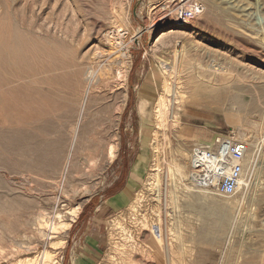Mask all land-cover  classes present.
I'll list each match as a JSON object with an SVG mask.
<instances>
[{"label": "rangeland", "instance_id": "374dc122", "mask_svg": "<svg viewBox=\"0 0 264 264\" xmlns=\"http://www.w3.org/2000/svg\"><path fill=\"white\" fill-rule=\"evenodd\" d=\"M29 2L37 11L36 26L39 30L43 27V33L50 31L49 43L68 64L53 71L64 78L55 84L57 97L45 98L42 112L34 103L37 94L33 90L17 89L32 76L13 83L0 78V130L16 129L40 118L61 122L63 110L71 105L79 109L89 83L86 118L97 125L87 133L91 141H83L74 149L65 178L61 170L48 177L43 172L25 170L15 161L7 162L6 158L15 160L16 155L6 153L0 139V264L29 257L41 260L45 251L55 253L56 261L62 262L69 236L87 204L95 197L108 196L118 187L114 184L125 180L135 165L140 166L141 173L133 201L105 217L101 229L104 242L96 264H168V260L171 264H264V0H14L19 10L14 11L16 16L29 14ZM181 6H199L200 10L183 25L176 14ZM183 45L176 80L182 94L189 95L192 85L205 83L212 90H222L224 97L186 105L177 96L171 103L172 110L158 123L155 110L167 75L163 62L169 58L163 50L167 47L174 51ZM108 56L110 60L120 58L121 76L108 86L100 74L87 82L83 69L95 62L96 67L98 61L106 63ZM78 67L81 73L76 74ZM98 73L102 74L101 69ZM62 83L70 84L72 90L61 91ZM119 83L126 86L117 106H123L126 92L128 100L107 134L113 144H118L116 156L110 160L109 149L101 151L105 139L101 120L113 103L109 94L118 89ZM141 98L148 103L146 120L138 110ZM77 112L64 128V158L72 145ZM230 130L246 139L248 146H257L254 163L244 170L247 185L236 194L226 195L192 183L190 157L194 147ZM143 142L149 146L146 160H142ZM182 151L187 155L182 156ZM176 165L183 168V178ZM21 176H26L25 182ZM194 196L205 198L196 201ZM216 199L225 205L237 204L238 213L233 211L232 218L238 223L232 235L228 236L230 222L224 233L217 235L218 243L211 244L201 237L213 217L196 207L205 209ZM188 203L194 204L192 209ZM42 214L41 232L38 221ZM158 220L166 231L173 228L177 236L172 240L169 231L170 241L160 251L148 244L149 224ZM71 221L64 236L66 243L55 246L53 242L62 237L52 226Z\"/></svg>", "mask_w": 264, "mask_h": 264}, {"label": "bare ground", "instance_id": "6f19581e", "mask_svg": "<svg viewBox=\"0 0 264 264\" xmlns=\"http://www.w3.org/2000/svg\"><path fill=\"white\" fill-rule=\"evenodd\" d=\"M7 1L4 0L0 5V78H1V80L5 79L9 83H13V82H18L24 78H28V77L32 76L33 78L28 83H22V85H18L17 89L33 90L34 93L37 94L36 98L34 99V103H36L38 110L40 112H42L44 109L42 103L45 101V98L57 97L55 84H58V82L63 80V78H64V77H60V76L53 74V71L60 68L59 66L64 68L65 66H67L65 64H68V61L66 63H64V61L62 59H60L59 55L57 54L56 48L53 47L51 45V43H49V41H50V35H49L50 33L49 32L50 31L45 30L49 34L47 32L43 33L42 32L43 27H39V28H42L41 30H39L38 27L36 26V24H37L36 23L37 22V19H36L37 11H35L34 8L32 7L33 2L32 3L29 2V4L27 3L28 8L30 7V9L27 10L30 15L29 14L27 15V11L25 9V12H26L25 14L27 16L26 17L23 16L24 18H21L22 16L21 17L16 16L17 12L19 11L17 9L18 4L15 6L14 0H10L8 2ZM15 7H17V8H15ZM14 11H17V12H15L16 14L14 13ZM112 14H113V11H112ZM22 15H23V12H22ZM111 30H113V29H111ZM116 30H118V29H116ZM114 38H116V37H114ZM105 39L107 41H111L109 39L108 35H105ZM118 49H119V47H118ZM117 51L118 50L116 49L115 52H117ZM122 51H123V49H122ZM184 51H185L184 45H183V47L181 46V48L180 47L175 48L174 51H170L169 48H167V47L164 48V50H163V52L166 53V55H169V58H168V60H166V62L164 61L165 63L163 62L164 69H165V72L167 75H165V77L162 75L164 77L163 93L159 97L158 105L156 106V110H155L156 115L158 117V123H161L163 121V119L166 118V114L168 113V110H170L171 107H173V105H171V103L173 100L176 102L177 96H179L180 101L186 105L194 104L195 102H197V100H203V101H209L210 100V101H212V100L224 97V93L222 90H216V91L214 89L212 90V87H209L205 83H199V85H195V84L192 85L191 91L189 92V95L185 96L182 94V93H184L181 90L183 88L179 87L180 83L179 82L177 83L176 80H178L177 70H178L179 64H181L180 62H181V58L183 56ZM102 53H103V51H102ZM100 55H101V53H100ZM100 55H98V57ZM116 55H118V54H116ZM95 57H96V55H95ZM100 57H102V56H100ZM103 58H99L100 61ZM105 58H107L106 55H105ZM108 58H109V56H108ZM95 60L98 61V59H95ZM105 61H107V62L105 63L102 61L99 63V61H98L96 67L94 65L96 63L95 62L94 64L87 65L85 70L83 69V74L86 76L85 79L87 82H89V81L91 82L92 80H94V78L97 75L99 77V74H100L101 75L100 78L104 82L103 84H105V86L106 85L108 86L114 80V78L117 77V75L121 76V73L123 71L121 70L120 66H118L119 63L121 62L120 58L118 60L117 59L110 60V58H109V60L105 59ZM99 69H101L102 74L101 73L97 74V71ZM75 71H76V74L81 73L80 67L76 68ZM42 74H46V75L43 76ZM173 78H175L174 81H173ZM63 84L64 83H62L61 91H64L63 89H66L68 92H70V90H72L70 88V84L65 83L67 87L65 86V84L64 85ZM115 84L116 83L112 84V88L114 86H116ZM90 85L91 84L89 83V86L87 85V87L85 88L84 96L81 100V104L79 105V109L76 110V107L74 105H71L67 109L63 110L62 114L60 115L61 122L56 123L52 119L40 118V119H37L35 121H32L31 123H26L22 127H19L16 129L0 130V139H1V144H2L3 150L6 153H12V154L16 155L15 160L6 158L7 162L9 160L15 161L17 166H19L25 170H28L32 173L43 172L48 177H52L55 173L58 172V170H61L60 173L63 174V177H64L67 174V172L69 171V165L68 164L70 163L74 149L76 148L77 145L80 146L79 144H81V142H83V141H91V140H88L90 134H87V133H91V130L93 129V127L97 125L96 122L93 123L88 118H86V113H87V109H88L87 104H88V99L90 97ZM125 86H126V84L124 85L123 83H119L118 89L115 91H112V94H109L112 97L113 103H111V105L107 111V114L101 120V133L103 135H105V139H104V142L102 144V150L101 151H102V153H104L105 148H108L110 160H113L115 158L116 153H117V149H118L117 148L118 144H113L112 140H110V138H108L107 134L111 133V129L113 127V124L117 121L116 118L118 117V120L120 119V116H121V114L124 110L125 104H126V100H128L127 99L128 93L126 92V94H125L126 99H125V102L123 101V106H119V105L117 106V104H116L117 99L124 94L123 89L125 88ZM62 93H64V92H62ZM110 109H112L113 111ZM138 110H139V113L141 115V118L143 120H146L147 119V113H148V103L143 98L139 99V101H138ZM76 111H78L77 112V119L74 122L73 127L71 126L72 127V142H71L72 145H71V148L69 150V154L64 158L61 155L62 149L64 147L65 139H66V132H65L64 128L68 124V118L72 117V115H74V113ZM116 111H117V114H116ZM170 123H169V126H170ZM170 128H171V126H170ZM54 132L58 133L54 137L43 138L40 136L41 133L42 134H44V133L49 134L50 133V135H51ZM145 138L146 137H143V139H145ZM115 143H117L116 140H115ZM88 145L91 147V143ZM148 147L149 146H147L146 142L142 143V160H146L149 157ZM256 154H257V146L254 145V148L249 146L248 151H247V155H246V159H245V163H244V166L246 167V171L249 170L250 167L252 166V163H254ZM181 155L186 156L187 154L182 151ZM262 163L264 164V154H263V162ZM176 168H177L176 171H177L178 175L181 178H183L185 176L183 168L180 167L179 165H176ZM140 170H141V168L138 165H135L133 167L131 174L129 176L127 189H126V191H124V194L120 197L118 203L130 204V202L133 201V196H132L133 189L135 188L136 183L138 182V178L140 176L139 174L141 173ZM22 175H24V174H22ZM21 177H22V181H24V179L26 178V176H21ZM189 178H190V181L192 183L196 184V180L192 174H190ZM28 180H27V182H28ZM243 185H247V180H246L245 176H243V178H242L241 186H243ZM34 186H36V185H33V187ZM0 187H1V185H0ZM23 187H25V186H23ZM12 188H14V187H12ZM34 188L37 189L36 187H34ZM34 188H32V189H34ZM8 189H9V187H8ZM15 190H17V189H15ZM18 190H19V188H18ZM30 191H32V190H30ZM193 198L197 201L200 198H205V196H202V197L194 196ZM116 199H118V198H116ZM21 200H22V197H21ZM172 202H175V200L173 199ZM193 205L194 204H192V203H188V207L190 209L193 208L192 207ZM196 210H200V211L202 210V211H204L203 213H205L207 216L213 217V220L210 223H208L209 225L207 224L208 225L207 227H205V230H204L205 234H203L204 237H201V239L203 238L205 240V242L211 243V244L218 243L219 238H217V237H219V236H217V235H219V233H221V232L224 233L223 230L227 229L228 224L230 222H232V224H231L228 236L232 235V233L235 231V227L237 226L238 220H235L234 217L232 218V212L234 211V213H236V214L238 213L237 204L225 205L221 200L216 199V200H213L211 203H209V206L206 207L205 209H201L199 207H196ZM34 212H35V210H34ZM16 213H17V211H16ZM39 217H41V216H39ZM42 219H44L43 214H42V218H40L38 221V226L40 228L39 231L42 229L43 224H44V221ZM72 221L69 222L68 224H65V225L62 224L60 226L59 225L52 226L53 228L56 229L58 236L62 237V238H59L57 241L53 242V244L55 246H60V245H63V243H66L67 240L65 238L66 237L65 234L67 233V231L71 227ZM144 226H147L146 223L144 224ZM51 230H53V229H51ZM169 231H171L170 233L172 234V236L171 235L170 236L172 237L171 238L172 240H173V238L177 237L173 228H170ZM169 231L168 230L166 231L164 229L160 220L152 221L149 224V234L150 235H149L148 244H150L151 247L160 251L162 248V245L165 242L169 243V241H170V240H168L169 239L168 235L170 234ZM41 232H42V230H41ZM201 232H199V233H201ZM199 233H198V235H199ZM53 235H55V234H53ZM121 239H123V238H121ZM168 249H167V251H168ZM170 252L171 251L168 252L169 258L171 256ZM39 259H37L35 257H29L27 259L18 260L12 264H55V263L60 264V262L58 260L56 261V254L53 252H49V251H45L44 255L42 256V259L41 260H39ZM167 260H168V258H167ZM168 264H171L170 260H168Z\"/></svg>", "mask_w": 264, "mask_h": 264}, {"label": "built area", "instance_id": "2783aa9c", "mask_svg": "<svg viewBox=\"0 0 264 264\" xmlns=\"http://www.w3.org/2000/svg\"><path fill=\"white\" fill-rule=\"evenodd\" d=\"M199 10V6H181L176 11L178 22L186 24ZM248 148L247 140L232 130L217 134L210 143L196 145L190 157L191 174L196 184L226 195L236 194L242 187Z\"/></svg>", "mask_w": 264, "mask_h": 264}, {"label": "crops", "instance_id": "0c3cea01", "mask_svg": "<svg viewBox=\"0 0 264 264\" xmlns=\"http://www.w3.org/2000/svg\"><path fill=\"white\" fill-rule=\"evenodd\" d=\"M129 176L127 174L125 180L123 179L120 183L116 182L114 185L118 187L112 192L110 190L111 193L108 196L104 198L101 196L95 197L87 204L78 219L79 221H76L72 234L69 236V246L62 256L60 264L97 263L104 242L101 237V229L105 217L113 210L115 211L128 205H120L118 201L127 189ZM134 191L135 188L133 189V195Z\"/></svg>", "mask_w": 264, "mask_h": 264}]
</instances>
